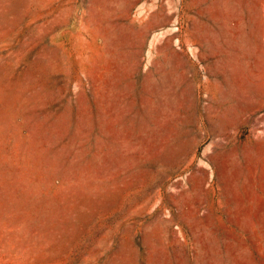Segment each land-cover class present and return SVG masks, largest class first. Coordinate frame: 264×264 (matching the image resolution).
<instances>
[{"label":"rangeland","instance_id":"rangeland-1","mask_svg":"<svg viewBox=\"0 0 264 264\" xmlns=\"http://www.w3.org/2000/svg\"><path fill=\"white\" fill-rule=\"evenodd\" d=\"M0 264H264V0H0Z\"/></svg>","mask_w":264,"mask_h":264}]
</instances>
